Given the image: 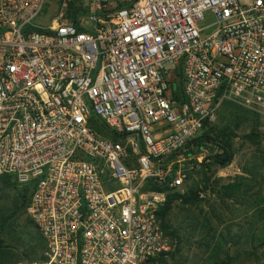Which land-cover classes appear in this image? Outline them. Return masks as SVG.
Here are the masks:
<instances>
[{"label": "built area", "instance_id": "obj_1", "mask_svg": "<svg viewBox=\"0 0 264 264\" xmlns=\"http://www.w3.org/2000/svg\"><path fill=\"white\" fill-rule=\"evenodd\" d=\"M52 1L0 0V176L45 245L15 264H151L191 142L224 101L264 118V0Z\"/></svg>", "mask_w": 264, "mask_h": 264}, {"label": "rangeland", "instance_id": "obj_2", "mask_svg": "<svg viewBox=\"0 0 264 264\" xmlns=\"http://www.w3.org/2000/svg\"><path fill=\"white\" fill-rule=\"evenodd\" d=\"M81 5L82 0H77L73 7H81ZM59 7V0L48 3L42 22L48 23L57 14ZM212 22L211 15L204 14V20L199 23L200 27H207L204 34H209L212 31V27H208ZM228 103L230 104L219 108L216 120L210 124L218 130L229 126L230 130L234 131L236 135L232 142L235 151L234 159L229 165L219 167L210 159L218 153L216 148L211 145L203 146L200 149L193 148L194 170L191 171L186 189L193 185L203 188L204 175H206L215 190L214 194L206 195L195 205H174L167 217V223L170 226L168 231L174 230L177 239L165 235L169 244L172 245L170 251L172 255L166 257L165 264H207L213 245H210V249H206V241L210 240L205 235L204 219L209 222L208 226L217 232H223L228 228L231 235L245 234L247 236L255 220L257 209L254 205L260 200L264 202V118L256 117L249 109L237 103ZM247 135H252V137L245 138ZM198 159L201 160L200 163ZM239 177L243 178L240 181L243 184V189L247 192L244 195L239 194L235 200H222L217 194L219 191L221 192V186L237 182ZM12 195L13 192L5 189L0 182V210L11 205ZM262 208L264 209V203ZM24 217H28V215L24 214ZM25 228L31 236H37L33 227L26 226ZM25 233L26 231H23L22 235L27 236ZM245 239L246 237L236 247L242 254L237 255L236 250L228 248L230 255L234 257L232 264H264V248L255 253L250 244L244 243ZM24 245L26 247V244ZM14 246L18 248V245ZM23 247L18 249V253L23 252ZM34 255L40 257L39 251ZM223 256L224 254L221 253L220 257L223 258ZM21 261L28 260L14 259L8 264ZM4 262L5 260L0 259V264ZM210 262L212 261L209 260Z\"/></svg>", "mask_w": 264, "mask_h": 264}, {"label": "trees", "instance_id": "obj_3", "mask_svg": "<svg viewBox=\"0 0 264 264\" xmlns=\"http://www.w3.org/2000/svg\"><path fill=\"white\" fill-rule=\"evenodd\" d=\"M179 76L180 73L178 72V79ZM179 88L180 87L178 86L177 92L174 93V97L178 100L181 98ZM226 104L230 103L223 102L220 109ZM252 114L259 117L258 114L254 112H252ZM91 125L98 132H105L103 125L94 117L91 118ZM235 137L236 135L234 131L230 130L229 126L218 130L214 127V125L206 124L201 136L191 142L192 147L190 148V153L193 154V148L195 147L200 149L203 146L211 145L218 150V153L210 159L219 167H225L234 159L235 151L232 142ZM251 137L252 135H247L245 138L250 139ZM190 177L191 173L189 175V178ZM242 179L243 178L239 177L237 182L222 185L220 188L221 192L219 191L217 193L219 197L222 200H235L239 194L242 193L244 195L247 191L243 189V184L240 181ZM0 182L5 189L13 192L11 205L0 210V259L5 260L3 264L11 263L14 259H26L32 262L42 260V254L45 250L44 242L38 234L32 220L29 217H24L27 205L32 196V186L24 184L20 185L21 183L19 184L16 178L11 175H2L0 177ZM204 182L203 188L193 185L187 188L183 194L176 192L167 193L164 204L157 212V218L159 219L160 226L165 235L171 237L172 239H177V235L174 230L168 231L170 230V226L167 223V217L175 204L192 206L202 200L199 192L208 191V194H214V185H212V182H210V179L206 175H204ZM151 189L161 191V189L157 187H151ZM263 203L264 202L260 200L254 205L255 209H257L255 220L252 223L247 236L245 234L231 235L228 228H226L223 232H217L214 228H210L208 226L209 222L204 219L203 227L206 229L205 235L206 238L210 240L209 242H207L208 240L206 241V249H210V245H213L208 256V259L212 262L209 263V260H207V264H232L234 257L230 255L228 248L231 247L236 250L237 255L242 254V252H238L239 249L236 247L245 237L246 239L244 240V243L250 244L255 253L264 248ZM26 226L33 227L37 236H31L30 232L26 230ZM23 231H26L25 234H27V236L22 235ZM24 244H26V247ZM14 245H18V248ZM21 246H24L23 252L18 253V249L21 248ZM38 251L40 257L34 255ZM221 253L224 254L223 258L220 257ZM168 255L170 256L172 253H168L167 256ZM167 256L157 257L152 260L151 264H165Z\"/></svg>", "mask_w": 264, "mask_h": 264}]
</instances>
